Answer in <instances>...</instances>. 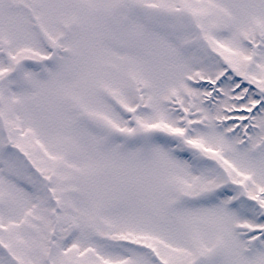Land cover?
Returning a JSON list of instances; mask_svg holds the SVG:
<instances>
[{"label": "snow or ice", "instance_id": "obj_1", "mask_svg": "<svg viewBox=\"0 0 264 264\" xmlns=\"http://www.w3.org/2000/svg\"><path fill=\"white\" fill-rule=\"evenodd\" d=\"M0 264H264V0H0Z\"/></svg>", "mask_w": 264, "mask_h": 264}]
</instances>
